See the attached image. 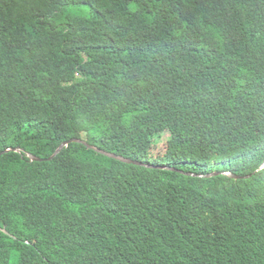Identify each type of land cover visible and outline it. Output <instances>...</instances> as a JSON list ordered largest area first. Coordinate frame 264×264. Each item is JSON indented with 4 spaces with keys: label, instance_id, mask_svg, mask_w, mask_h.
<instances>
[{
    "label": "trees",
    "instance_id": "16d2710c",
    "mask_svg": "<svg viewBox=\"0 0 264 264\" xmlns=\"http://www.w3.org/2000/svg\"><path fill=\"white\" fill-rule=\"evenodd\" d=\"M17 146L0 264H264V0H0Z\"/></svg>",
    "mask_w": 264,
    "mask_h": 264
},
{
    "label": "water",
    "instance_id": "95a60500",
    "mask_svg": "<svg viewBox=\"0 0 264 264\" xmlns=\"http://www.w3.org/2000/svg\"><path fill=\"white\" fill-rule=\"evenodd\" d=\"M71 143H80V144H83L85 145L88 149H92L100 154H103L107 157H110V158H114L116 160H119L121 162H124V163H130V164H138V165H141L143 163L141 162H138V161H134L128 157H124L122 155H118V154H115L113 152H109V151H106V150H103V149H99L98 147L94 146V145H91L89 144L88 142H86L85 140L81 139V138H78V137H73V138H70L68 140H64L62 141L59 146L55 149V151L51 154L50 157L44 159V158H40V157H37V156H34L33 154L31 153H27V156L28 158L31 160V161H43V160H50L52 158H54L57 154H59L61 152L62 149H64L65 147H67L68 145H70ZM11 151H14V152H18V153H22L24 150L22 148H20L19 146L17 147H9V148H6L5 150L1 151L0 152V155L2 154H5L7 152H11ZM264 167V163L261 165L260 168H263ZM167 168V167H165ZM219 172L218 171H213L211 173H209L208 175H216L218 174ZM222 173L224 174H227L229 176H232V177H235L234 174H232L231 172L229 171H222ZM207 175V176H208ZM5 231V230H4ZM6 232V231H5ZM7 233V232H6Z\"/></svg>",
    "mask_w": 264,
    "mask_h": 264
},
{
    "label": "rangeland",
    "instance_id": "374dc122",
    "mask_svg": "<svg viewBox=\"0 0 264 264\" xmlns=\"http://www.w3.org/2000/svg\"><path fill=\"white\" fill-rule=\"evenodd\" d=\"M169 137L168 133L163 132L160 134V136L158 137V140L162 141V142H166V139Z\"/></svg>",
    "mask_w": 264,
    "mask_h": 264
}]
</instances>
